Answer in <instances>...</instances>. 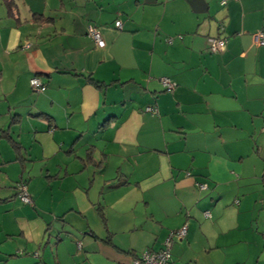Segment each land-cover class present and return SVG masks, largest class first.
<instances>
[{"label": "crops", "instance_id": "0c3cea01", "mask_svg": "<svg viewBox=\"0 0 264 264\" xmlns=\"http://www.w3.org/2000/svg\"><path fill=\"white\" fill-rule=\"evenodd\" d=\"M11 1L14 17L0 1V130L23 150L0 138V174L25 179L32 202L2 231L24 242L10 255L129 264L186 225L173 264H264V0ZM209 38L226 43L211 53ZM50 242L71 250L48 255Z\"/></svg>", "mask_w": 264, "mask_h": 264}, {"label": "built area", "instance_id": "2783aa9c", "mask_svg": "<svg viewBox=\"0 0 264 264\" xmlns=\"http://www.w3.org/2000/svg\"><path fill=\"white\" fill-rule=\"evenodd\" d=\"M225 1H222L223 4ZM115 27L120 29L121 24L119 21H116ZM87 36L91 39V41L98 47H103L104 42L101 36L100 31L94 26L87 27ZM255 41L256 44L259 46H264V33L258 32L255 34ZM170 43L171 40H168ZM226 40L223 38H209L208 39V46L209 51L211 53H215L218 49L224 46ZM159 83L163 86V88L170 90L172 88L171 82L166 78H160ZM29 85L31 89L35 93H43L46 90L45 85L36 77H33L29 81ZM146 112L150 113L151 115L157 114L156 109L154 108H147ZM200 190H207L206 184L202 183L198 185ZM16 196L18 200L23 205H30L31 204V197L26 189V186L23 183H19L16 186ZM204 217H209L208 212H205ZM186 234V225L182 226L180 229L176 230L175 232H171L169 237L166 239L164 244V249L159 252H153L151 250H146L142 252L138 257H134L131 259L129 264H173L171 262V248H172V237L176 239H182Z\"/></svg>", "mask_w": 264, "mask_h": 264}, {"label": "rangeland", "instance_id": "374dc122", "mask_svg": "<svg viewBox=\"0 0 264 264\" xmlns=\"http://www.w3.org/2000/svg\"><path fill=\"white\" fill-rule=\"evenodd\" d=\"M1 141L7 147L8 142L5 139H2ZM27 171L28 170H26V172ZM15 173L13 171H8V172L3 171V173L0 174V176H1L0 200L1 201L4 199V197H7L6 194L8 193V190L10 191V194L8 196L12 197V194L16 190V186L18 185V183H20V182L24 183V181H25V179H19V177H17V174H15ZM23 177H26V174H24ZM4 192H6V193H4ZM14 202L16 203L15 206H14ZM20 207H25V206H22L20 201L14 199V198L9 202H0V236L3 233L9 234V233L15 232V229H13L12 227L13 226L15 227L14 224L16 223L17 214L18 215L21 214L17 211ZM1 224H3L4 227H1ZM16 229H18V227H16ZM2 231H4V232L2 233ZM4 238H5V236H4ZM1 242H2V240L0 238V243ZM23 243L24 242L20 241L19 237H12V238H9L8 240L6 239V241L2 242L0 244V260L1 261L4 260L5 262L0 263V264H20V262H18V261H21V260H17L18 258H16V257H21L19 255L21 253H18L19 251H17L16 253H13V255L11 257L9 255L11 254L10 252H15V250L17 248H19V246H22ZM50 243L52 244V242H50ZM51 244H49L50 246L49 245L45 246L43 244L41 247V250H43L46 254L50 253L48 255H54L55 253L57 254L58 252H61V254H62V248H64L63 249V255H64V253H65L64 251L66 249L71 250L70 245H67V244H65V247L61 244V246L58 249H56L53 246V244L52 245ZM56 245H58V244H56ZM59 256H60V253H59Z\"/></svg>", "mask_w": 264, "mask_h": 264}, {"label": "trees", "instance_id": "16d2710c", "mask_svg": "<svg viewBox=\"0 0 264 264\" xmlns=\"http://www.w3.org/2000/svg\"><path fill=\"white\" fill-rule=\"evenodd\" d=\"M0 1L5 5L6 10H7V15H9L10 17H14L13 15H14V10H15V4L11 0H0ZM224 4H225V2L223 4L221 3V5H224ZM39 16L40 15H33V17L36 19V21L40 20ZM261 32H263V31H261ZM87 82L90 83L96 89H104V88L109 86L108 84H105L103 82H100V81H97V80H94V79H91V78H87ZM172 89H173V85H172V88L170 90H167V89L166 90L167 91H171ZM0 138L5 139L9 143L10 147L12 148L14 153L16 154L17 158L20 159L21 158L20 150H23V149H22L21 145L18 142H16L15 140H13L10 137V135L7 132V130H0ZM11 256L12 255H10V257ZM134 257H138V255L137 256L134 255L133 258Z\"/></svg>", "mask_w": 264, "mask_h": 264}]
</instances>
